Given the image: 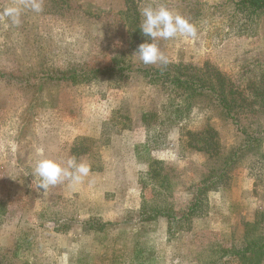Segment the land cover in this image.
I'll return each mask as SVG.
<instances>
[{"label":"rangeland","instance_id":"obj_1","mask_svg":"<svg viewBox=\"0 0 264 264\" xmlns=\"http://www.w3.org/2000/svg\"><path fill=\"white\" fill-rule=\"evenodd\" d=\"M147 1L142 10L164 6L196 28L195 38L152 41L167 65L133 56L124 0H36L40 12L33 0H0V264H243L234 253L246 225L264 224V133L239 152L228 182L180 218L211 165L185 134L209 125L226 150L242 137L207 97L186 113L183 95L141 71L209 62L243 76L241 67L264 62V14H235L234 0ZM10 8L18 22L4 15ZM90 70L106 72L68 79ZM71 157L90 167L82 183L35 189L37 160L65 167ZM151 161L169 183L171 222L148 219L165 198L149 176ZM243 179L250 191L234 195Z\"/></svg>","mask_w":264,"mask_h":264},{"label":"trees","instance_id":"obj_2","mask_svg":"<svg viewBox=\"0 0 264 264\" xmlns=\"http://www.w3.org/2000/svg\"><path fill=\"white\" fill-rule=\"evenodd\" d=\"M125 11L124 15L129 22L131 42L135 49L144 42H150L149 38L145 37L140 31L142 23V7L151 5L147 0H124ZM232 10L235 14L243 15L247 19L257 17L264 14V0H234ZM108 70H111L107 68ZM106 70H90L83 71L81 75L71 74L69 80L72 82H85L90 79V76L104 74ZM140 72V71H139ZM150 82H160L164 89L169 93L174 92L177 95L185 97L183 109L188 113L190 109V101L200 97H207L213 108L219 114L229 119L237 128L242 137L241 146L226 150L220 143L219 136L216 130L206 125L200 131L187 132L188 136L187 147L201 152L205 155L206 161H209V170L204 178L199 182L195 190V197L186 209L184 218L192 216L201 206V197L208 192L216 190L220 185L228 182L230 171L233 165L238 160L239 152L259 145L260 136L264 133L261 117H264V62L255 60L241 67L240 75L234 79L214 67L209 62H205L202 67H193L189 65H171L161 69H149L141 71ZM196 104V103H195ZM173 107V114L176 118L181 116L180 104H169ZM152 119V115L144 114L142 121ZM252 119L250 124L243 123L244 119ZM150 119V122L153 120ZM149 122V121H148ZM257 123L256 129H251L252 124ZM160 168L155 167L153 161L149 163V176L152 178L153 184L165 192L163 205L149 208V217H165L170 222L176 218V214L170 209L168 199L170 198L169 183L166 176L160 175ZM172 208V207H171ZM143 208V213H144ZM259 217H264V212L259 213ZM88 222L87 224H89ZM246 225L245 235L242 246L236 250L234 255L243 264H260L264 257V224ZM249 227V228H248ZM256 227V228H255ZM261 227V228H260ZM256 235L251 236L255 230ZM264 229V228H263Z\"/></svg>","mask_w":264,"mask_h":264},{"label":"clouds","instance_id":"obj_3","mask_svg":"<svg viewBox=\"0 0 264 264\" xmlns=\"http://www.w3.org/2000/svg\"><path fill=\"white\" fill-rule=\"evenodd\" d=\"M31 8L40 12L41 4L33 0ZM17 9H8L4 15L13 18L14 22H18ZM142 23L140 25L141 33L149 38L150 42H144L139 45L133 56H137L144 64H162L167 65L168 60L159 50L156 43L152 42L157 39H170L177 35L185 38H195L197 35L196 28L190 24L185 18L176 14L174 15L166 7L161 6L158 9L146 7L142 10ZM90 173V167L87 163L77 162L75 157H71L66 161V166L62 167L60 163L52 159H39L35 163L33 170V182L35 189H43L44 192L50 186H55L67 180L70 184H79L84 181Z\"/></svg>","mask_w":264,"mask_h":264},{"label":"crops","instance_id":"obj_4","mask_svg":"<svg viewBox=\"0 0 264 264\" xmlns=\"http://www.w3.org/2000/svg\"><path fill=\"white\" fill-rule=\"evenodd\" d=\"M249 191H250L249 188L246 186V181H245V179H243L242 185L240 187H238L237 189H234L233 194L235 195V193H246ZM239 197H240V195H239Z\"/></svg>","mask_w":264,"mask_h":264}]
</instances>
